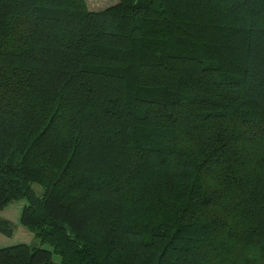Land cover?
Here are the masks:
<instances>
[{
    "label": "trees",
    "instance_id": "1",
    "mask_svg": "<svg viewBox=\"0 0 264 264\" xmlns=\"http://www.w3.org/2000/svg\"><path fill=\"white\" fill-rule=\"evenodd\" d=\"M20 198L0 264H264V0H0Z\"/></svg>",
    "mask_w": 264,
    "mask_h": 264
},
{
    "label": "rangeland",
    "instance_id": "2",
    "mask_svg": "<svg viewBox=\"0 0 264 264\" xmlns=\"http://www.w3.org/2000/svg\"><path fill=\"white\" fill-rule=\"evenodd\" d=\"M87 5L94 10L105 9L111 4L118 2V0H86ZM37 193H42L43 186L34 184ZM27 204V198L15 199L8 203L3 209L0 210V219H7L9 229L6 231L0 230V248L8 245H15L19 242L30 243L33 245L40 244L39 239L36 237L32 229L22 223L20 220L24 206ZM1 222V221H0ZM46 247L51 248L49 244H44Z\"/></svg>",
    "mask_w": 264,
    "mask_h": 264
}]
</instances>
